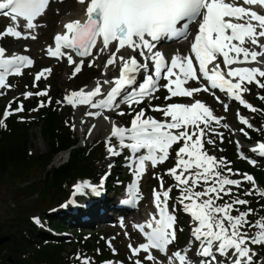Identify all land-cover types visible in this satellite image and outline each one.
<instances>
[{"label":"snow or ice","instance_id":"6c2138e0","mask_svg":"<svg viewBox=\"0 0 264 264\" xmlns=\"http://www.w3.org/2000/svg\"><path fill=\"white\" fill-rule=\"evenodd\" d=\"M78 2L85 6L84 18L66 23V31L55 35V47L49 46L47 54L57 59L66 57L69 65L76 64L75 74L81 71L84 58L92 57L89 63L91 67L100 55L107 53L108 58L103 67L118 66L119 75L113 79L98 80L92 90L71 92L64 97L63 102L73 108L87 105L90 111L86 115L97 118L106 111H117L121 104L135 111L134 105L152 98L161 88L168 93L166 101L175 97L191 98L190 104L171 103L153 107L152 111L161 113L166 118L164 120L146 116L142 109L135 114L130 127H119L113 123L106 140L107 150L113 156L119 155L111 143L113 138L118 141L119 148L129 149L133 155L145 149V155L136 157L129 164L138 181L147 162L156 167L169 158V149L173 145L181 144L176 151L175 166L168 170L167 175L175 181L172 187L180 192L178 204L193 221L191 235L193 241L199 242L196 255L203 258L199 264H222L218 256L225 258L223 264H227L229 258L231 264H255L254 257L257 254L250 245H264V217L250 222L248 217L254 214V210L249 208L240 211L237 207L247 205L249 201L233 192V187L239 189L244 182L255 186V180L247 173L242 174L241 179H233V176L241 174L234 173L225 160L207 153L205 144L216 143L210 138L212 135L223 141V134L217 132L213 125L222 128L228 125L221 124L224 117L215 116L210 107L195 97L202 92L215 95L212 90H219L249 111H258L242 96L250 91L248 85L256 84L264 89V83L258 79L264 78V43L260 41L264 37V14L250 7L238 6L237 0ZM242 3L264 8V0H242ZM48 4L49 0H0V15L9 17L15 24V27L8 26L0 32V38L35 39L31 33L37 27L34 21L44 13ZM21 21L24 22V32L18 30ZM193 23L198 25V32L190 44V54L175 55L169 62L161 52L155 50L163 39H187ZM110 46L115 51H111ZM138 56L143 58V62ZM221 57L223 68L217 62ZM75 58H79V63ZM252 64L257 66H248ZM32 65L33 61L29 57L15 54L7 57L6 50L0 47V89L10 87L8 77L22 75L23 70ZM50 72L51 69H44L37 73L34 86L35 82L46 78V73ZM141 73L143 82L138 83ZM161 81L164 83L161 84ZM189 81L201 86L187 88L185 85ZM104 85L109 86L106 93L102 92ZM33 95L47 96V91L35 94L27 92L24 97L27 99ZM216 100L224 104L227 111L228 105L219 96H216ZM11 104L0 118V127H6L5 121L14 112L24 111L23 104H20L13 112ZM44 106L45 103L41 101L39 107ZM124 114L118 112V115ZM103 119L108 120V117L104 115ZM240 123L252 127L242 116ZM92 127L95 128V125ZM241 132L248 135L243 129ZM237 147H240L239 142ZM250 151L264 157V142L258 143ZM241 158L248 159L242 153ZM248 162L255 164L251 159ZM163 184L160 178L161 190L153 192L158 218L153 216L147 224L135 226L146 242L138 247L130 244L131 257H139L143 252L147 254L145 260L152 264H163L152 255V250H157L167 257V264H195L189 259L187 251L168 255V246L177 238L174 227L176 216L169 210L172 187L165 190ZM198 187L203 190L198 191ZM86 190L98 194V188L88 182L78 184L75 189L80 194ZM253 191L264 197V191L255 188L244 195H253ZM129 195L132 202L138 197L136 184L130 187ZM225 196L233 198L223 204L218 203ZM233 211L238 215H232ZM35 222L39 223L38 220ZM253 229L254 232L251 231ZM77 259L81 264H90L88 258ZM134 264L144 262L137 258Z\"/></svg>","mask_w":264,"mask_h":264},{"label":"rangeland","instance_id":"374dc122","mask_svg":"<svg viewBox=\"0 0 264 264\" xmlns=\"http://www.w3.org/2000/svg\"><path fill=\"white\" fill-rule=\"evenodd\" d=\"M67 1H70L71 4L69 5L68 11L66 13H70L71 11L76 10L79 4L78 0H54V2H52V5L48 13L36 23L37 30L35 31V34H33L36 37L35 39H30L29 41L23 38L16 39L9 36L0 38L2 48L6 50L7 57H9V55L11 54L24 55L29 57L33 61L32 67L25 70L23 72V76H16L14 78H10L7 81V83L10 85L9 88L0 89V93H3L2 95H0V107L2 105H9L10 102H12L11 105H13L15 99H20L22 101L21 104H24L28 100V98L25 99L24 94L27 92L33 93V91L28 87L30 78L33 76L35 78L36 73H38L39 71H42L44 69H51L50 73H46V78L42 77L40 81L48 79L47 82L51 86L56 85L55 89L54 87L51 88L52 91L49 93V96L58 97L61 93V98L57 99V101L55 102V106L60 113L68 117L71 125L73 126L74 132L80 138L79 146L89 145L94 142H99L101 144L100 148L103 149V152H101L100 157H98L99 160L97 163V167L105 166L112 172V173L110 172L106 173V176L102 180V184L106 188L108 197L113 196L115 194L117 195V192L122 194L121 192L122 190L127 191V189L131 187L132 183L136 182V180H134L133 169L129 167V164L132 161L133 153H131L129 149L119 148L118 141L115 138H113L111 143L119 151V155L113 156L107 150L106 140L110 136L113 123L119 125L120 127H125V128L130 127L131 120L133 119L136 113L133 114L132 112H129L130 110L133 109L129 108L126 104H121L120 108L114 112L115 116L108 118L110 129L104 128L101 129L100 132H98L97 134H92V135H89V133H87L85 140L83 141L82 133L79 130V123L80 121L84 120V118L87 116L86 113L90 109L88 108L87 105H79L76 108H73L71 105H67L65 102H63L64 97L70 94L71 92L79 91L81 89L85 90L89 85L96 82V80L100 76H102L106 72V70L103 68L102 64H99L96 61L92 63L91 67H89V63L92 62V59H90L85 63H83V65L81 66V71L79 73L73 74L76 64L69 65L67 58L55 59L49 57V55L47 54V48L49 46H53L54 44V37L56 31L55 29L48 31L49 27L53 19L54 20L59 19L61 17V14L63 12L65 13V8H67L66 7ZM81 9H84V6H82ZM8 26H14V24L9 20L0 18V32L5 31ZM260 41L262 43L264 41V38H261ZM33 43H35V45L39 47L37 53L33 52V49L35 48L32 45ZM158 45H166V44L158 43ZM175 45L176 44H173V46ZM187 48L188 46H186L185 53L181 55L188 54ZM156 51L165 54V52L162 51L161 49L160 50L158 49ZM165 55L168 56L171 60L173 56L179 54L175 50H172L170 52H166ZM89 79L90 82L85 83V81ZM260 80L262 82L264 81V78H260ZM163 83L164 81L161 82V84ZM249 89L250 91L245 93L247 96L246 97L247 99H245V101L247 100L248 102L249 100L250 104L258 103L260 101V97L256 94V92L258 91V87L256 86V84H252L250 85ZM167 95H168L167 91L161 88V90L156 92L152 98L145 100L143 103H141V105L142 104L149 105L148 108H142L146 116H152L157 120H164L166 118L161 113L152 111L153 107H163L171 103H183V104L192 103V101L188 99H176V98H172V100L166 101L165 96ZM162 96H164V98L161 100ZM216 96L219 95L216 94L212 96L211 99L206 96L199 98L206 100L207 101L205 102L206 106L210 107L214 113H217L218 117H224V119L221 121V124H227L228 127L222 128L213 125V127L216 128L217 132L223 134V141L221 142L218 136L212 135L210 138L215 140L216 143L214 145L207 144L208 147H210L211 154L207 151V149H205L207 153L211 156L217 157V159H222L224 154L227 153L226 147H233L235 150L237 160H242L241 159V153H242L245 157H251L252 160L255 161L254 166H259L261 164H264V157H260L259 155L252 153L250 151V149L256 146L258 143L245 142V140L250 139V136L249 135L245 136L241 132V129H243V127L246 128L248 127L240 123V117L242 116L243 110L239 102L227 99L226 101H224V103L228 105V109L227 111H225L224 104L219 103L216 100ZM33 97L34 95L29 98L32 99ZM220 99L222 100L221 97ZM58 101H61V103H57ZM137 107L138 106H133L134 109H137ZM11 110L14 112L12 108ZM119 111H122L125 114L123 116L118 115ZM16 113L19 112H14V114ZM244 118L247 119L249 123L252 125L251 122L253 118L252 116H246ZM32 135L33 136H32L29 153L34 156L45 154L49 148L46 142L40 136L39 129L33 130ZM237 142H239L240 145L239 148L237 147ZM66 161L67 158H63V160L60 163L57 164L54 163L55 165L52 167H58L59 165L65 163ZM175 163L176 161L173 163L174 165H172V160H171L164 168L153 170L147 176L143 177L140 187H141V196L145 198L143 203L144 204L143 210H146V212L145 213L143 212L142 216H140L141 219L144 220V218L145 219L148 217L150 218L151 215L154 216L157 212L154 203V196H153L154 189L153 186L150 187L151 185H154V183L156 185V182L154 180L155 179L159 180L158 186L155 187L156 191L161 190L160 178L163 179L164 188L165 185L172 187L175 184V181L170 176L167 175L168 170L173 168L175 166ZM50 169L51 167L48 168V170ZM37 176L39 175H36L35 177ZM119 179H121V181H119ZM123 179H127V180H123ZM114 180L117 181L116 184L113 186L112 191H108L109 188L107 189V186H110L112 181ZM83 183L84 182L80 184ZM250 185H251V190L255 188V190L258 191H264L261 189V187L258 186L256 182H255V186H253L252 184ZM197 190L201 191L203 190V188L198 187ZM234 193L237 195L240 192L235 190ZM89 196H94V194H92V192L89 193L85 191L84 194H77V197L76 195H72V197L68 199V201L63 205L62 208L71 207L73 215L78 213L79 210L87 215L85 204L91 201L92 199L95 200V198L92 197L90 198ZM179 196H180L179 190L175 188V190H173V195H172V200L170 201V205L173 208L174 214L176 213L180 219L179 226L176 228V233H177V238L181 243L180 246L177 247V249H179L178 251L182 252L185 249H187L191 244V241L193 239L191 235V230L194 225L191 217L187 213H185L182 209V206L178 204ZM36 197L37 195L36 194L33 195L32 191L30 190L29 191L22 189L11 190L9 189V187H3L0 190V221H4L6 218L16 215V212L18 210H21V212L28 211L27 204L29 202L34 201ZM74 199H78L79 203H75ZM221 201H226V198H224ZM219 203L223 204L222 202ZM61 206H59L60 207L59 209H61ZM97 211L99 212L100 208L97 209ZM33 212L34 211L30 212L29 215L32 216ZM232 215L235 216L238 214H236V212L233 211ZM107 217H110L109 213ZM114 218L116 219L117 216L115 215ZM36 220L39 221L38 218H36L35 221ZM248 220L254 223L257 219L253 217V220H251V218L248 217ZM72 222L73 223L69 226L71 227V230L69 232L64 234L60 233L57 234L56 236L62 238V240L64 241H70V239L76 238L77 233L85 232L87 235L98 236L99 240H105L107 242V245L103 247V249L105 251H109V250L113 251L111 255L112 260L105 264H134V260L137 258L142 260L144 264L148 263V261L144 259V257L147 255L146 253L141 252L139 257H131V252L128 246L131 244L133 247H138L140 244H142V237L137 233L135 227L133 226V222H131L129 225L124 224L123 222L116 223V220H114L113 223H107V224L100 223L98 225L97 224L88 225L89 220L88 221L86 220L85 222V220L82 221L81 219L79 221H72ZM36 224L40 229L43 230L48 229L40 221L39 223ZM180 227H182V230H179ZM251 231L254 232L255 230L253 229ZM250 247L258 255V251H259L258 245H250ZM195 252L196 251H192V250L188 251V253H190V256L194 255ZM99 255H100L99 253L96 254L95 252L89 254L87 258L90 260V264H97ZM152 255L155 256L157 260L162 261L163 264H167V257H164L165 259H161L160 258L161 255H159L158 253H152ZM217 259L220 260L223 264L225 258L218 256ZM254 262L255 264H264V261L260 262L256 256L254 257ZM227 264H231L230 258L228 259Z\"/></svg>","mask_w":264,"mask_h":264},{"label":"trees","instance_id":"16d2710c","mask_svg":"<svg viewBox=\"0 0 264 264\" xmlns=\"http://www.w3.org/2000/svg\"><path fill=\"white\" fill-rule=\"evenodd\" d=\"M0 45H2L1 41ZM47 81L48 79L39 80L34 86V76L31 77L29 89L34 94L47 91V96L34 95L32 99L28 98L23 104L24 111L10 115L5 121L6 127H0V190L9 187L11 190H30L33 195H37L34 201L27 204L28 211L18 210L16 215L0 221V237H9V240L0 246V264H81L77 257L87 258L93 252L100 254L97 264H105L112 260L113 253L112 250L103 249L107 245L105 240H99L98 236L87 235L85 232L77 233L76 238L70 241H64L56 236L69 232L72 221H79L83 217L82 213L73 215L71 207L62 208L72 197L75 185L86 179L100 182L102 176L110 170L105 166L97 167L98 157L103 152L99 142L79 146L80 138L74 132L68 117L60 113L55 106L57 99L61 98V93L58 97L49 96L51 88L55 89L56 85L51 86ZM89 82L90 79L85 81V83ZM256 94L264 97V89L258 87ZM163 98L164 96L161 100ZM41 101L45 103L44 107H39ZM21 103L20 99H15L11 108L15 110ZM252 106L258 111L242 109L246 116L253 117V128L243 127L250 136V139L246 140L247 143L264 141V99L260 98V101ZM148 107V104H143L135 111L129 112L135 114L142 108ZM5 108L7 105L0 107V118ZM33 109L38 110L33 111ZM35 129H39L40 136L49 148L45 154L37 156L29 153ZM205 149L210 153L207 144ZM226 149L227 153L222 159L228 162L233 172L241 174L232 178L241 179L242 174L247 173L253 176L258 186L264 190V164L251 166L244 160L236 159L233 147ZM177 150L173 151V156L176 155ZM66 152H69L68 160L48 170L54 159ZM36 175L39 176L35 177ZM154 181L156 182L154 186H158L159 180ZM116 182V180L112 181L108 188L113 189ZM247 184L244 182L239 189L233 187V192L235 190L240 192L237 194L239 198L249 201L247 205H237V207L240 211L253 209L254 214L249 216L251 220L253 217L256 219L264 217V197L257 195L256 191H253V195H244L246 191L251 190V185ZM173 189L175 190V187ZM224 198L230 201L233 197ZM74 200L78 202V199ZM219 202L225 201L219 200ZM32 211L34 212L31 216L29 213ZM36 218L48 229H40L35 223ZM258 248L256 257L263 262L264 245H258Z\"/></svg>","mask_w":264,"mask_h":264},{"label":"bare ground","instance_id":"6f19581e","mask_svg":"<svg viewBox=\"0 0 264 264\" xmlns=\"http://www.w3.org/2000/svg\"><path fill=\"white\" fill-rule=\"evenodd\" d=\"M88 1L89 0H85V4L88 3ZM237 3H238V6L250 7L253 10H256L258 13L264 14V10H262V8L259 5H251V6H249V5H243L242 0H237ZM70 4H71V2L70 1H67V6H66L67 8H65V13L63 12L61 14V17L59 19H56V20L53 19V21L51 22V25H50L48 31L55 29L56 30L55 31V35L56 34H59V33H63V32L66 31V29L64 28V25L66 23L71 22V21H74V20H78V19L82 20L84 18L83 17V13L85 11V6H84V9H81L82 5L79 3L78 4V7L76 8L75 11H71L70 13H66L68 11V8H69V5ZM51 5H52V1H51L50 5H49L48 10L45 12V15L48 13ZM18 30H21L22 32H24L23 26L20 27ZM35 31H36L35 29L31 30L32 35L35 34ZM262 38H264V37H262ZM30 39L31 38L26 39V40H29L30 41ZM262 43H264V41ZM32 45L35 47L33 49V52L34 53H37L39 47H37L35 45V43H33ZM161 46H163V47H161ZM52 47L53 48L55 47V42H54V44H53ZM158 49L159 50L161 49L162 51H164L165 54H166V52H170L172 50H175L176 52H178L179 55H181V54H184L185 53L186 45L184 43H177L175 46H173V44L157 45V48L155 50H158ZM110 50L111 51H115V48L113 46H110ZM187 50H188V48H187ZM257 50H259V49H257ZM93 52L95 54L96 50L94 49ZM162 54L165 56L164 53H162ZM11 56H12V54L9 55V57H11ZM107 58H108V55H107V53H105V54L100 55L99 59H96L95 61L97 63H99V64L104 65V63L106 62ZM62 59H66V57H63ZM75 59H76V62L79 63V58H75ZM90 59H92V57H89V58L86 57V58H84L83 63H85L86 61H88ZM138 59L141 60V62H143V59L141 57H139ZM262 67H264V66H262ZM105 70H106V72L102 76H100L96 80V82L98 80L99 81H103L105 79H113V78L118 77V75H119V67L118 66H116V67L109 66ZM142 77H143V73H141L140 76H138V82L143 81L142 80ZM96 82H94L91 85H89L85 89V91L92 90L95 87ZM108 87H109L108 85H104L103 88H102V92H105L106 93V91L108 90ZM218 91L219 90H217V92ZM246 97L247 96L244 93L243 94V98L244 99H247ZM91 111H95V110H91ZM114 112L115 111H110V112L109 111H106V112L103 113V115L101 117H97V118H93V117H90V116H86L83 121H80V123H79V130L82 133L83 141L85 140L86 134L89 133V129H91V134L90 135L97 134L98 132H100L101 129H104V128L110 129V125L108 123V120L103 119V116L106 115L108 118L109 117H114L115 116V113ZM93 125H95V128L92 127ZM117 126H119V125H117ZM65 156H66V153L59 154L54 159V163H56V164L57 163H60ZM82 182H88L91 185L96 186L98 188V191H102L103 192V195H104L103 198H99L97 196H94L95 200L92 199L91 201H89L88 203L85 204V209L87 210V215L84 212L80 211V213L83 214V217L81 218V220L82 221L85 220V222H86V220L87 221L89 220L88 225H93V224H97L98 225L100 223L101 224L102 223H106V224L107 223H113L114 220H116V222H117V219H118V215L119 214L126 216L125 222H126L127 225H129L131 223V220H132L131 218L132 217H137L139 209H135L133 211H129V210L119 209L117 207V201H122L123 202V201H127L128 199L129 200H132L131 197L128 196L129 191L126 192L125 190L124 191L122 190L121 191L122 194H120L119 192H117V196L115 194L113 196H109L108 197L107 192H106V188H105V186H103L102 181L101 182H94V181H90V180H83V181H80L78 184H80ZM86 192L91 193L88 190H86ZM77 194H80V193L75 192L76 197H77ZM92 194H94V193H92ZM99 208H100V211L98 212L97 209H99ZM107 212L109 213L110 217H107V215H108ZM115 215L117 216L116 219L114 218ZM198 245H199V242H195L192 239L191 244L189 245V247L184 250V252L187 251V253L190 250L196 251L194 253V255H192V261H194V262H197L199 259L200 260L202 259V257H199V256L196 255V253L198 251L197 250L198 249ZM188 254L190 255V253H188ZM164 257H166V256L165 255L160 256L161 259H164ZM147 264H152V262L151 261H148Z\"/></svg>","mask_w":264,"mask_h":264},{"label":"water","instance_id":"95a60500","mask_svg":"<svg viewBox=\"0 0 264 264\" xmlns=\"http://www.w3.org/2000/svg\"><path fill=\"white\" fill-rule=\"evenodd\" d=\"M69 154V152L67 153V155ZM55 164H54V162L52 163V165L50 166V167H52V166H54ZM9 240V237H5V236H3V237H0V246L1 245H3L6 241H8ZM9 261H11V259L9 258Z\"/></svg>","mask_w":264,"mask_h":264}]
</instances>
